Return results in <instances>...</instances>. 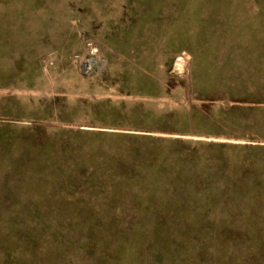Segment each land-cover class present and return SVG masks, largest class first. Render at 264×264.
<instances>
[{
  "label": "rangeland",
  "instance_id": "1",
  "mask_svg": "<svg viewBox=\"0 0 264 264\" xmlns=\"http://www.w3.org/2000/svg\"><path fill=\"white\" fill-rule=\"evenodd\" d=\"M0 264H264V0H0Z\"/></svg>",
  "mask_w": 264,
  "mask_h": 264
},
{
  "label": "built area",
  "instance_id": "2",
  "mask_svg": "<svg viewBox=\"0 0 264 264\" xmlns=\"http://www.w3.org/2000/svg\"><path fill=\"white\" fill-rule=\"evenodd\" d=\"M89 65V64H88ZM89 67V66H88ZM87 70H89V68H87Z\"/></svg>",
  "mask_w": 264,
  "mask_h": 264
}]
</instances>
